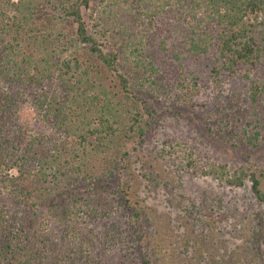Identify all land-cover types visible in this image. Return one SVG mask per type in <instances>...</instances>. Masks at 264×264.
Returning <instances> with one entry per match:
<instances>
[{
    "label": "trees",
    "instance_id": "obj_1",
    "mask_svg": "<svg viewBox=\"0 0 264 264\" xmlns=\"http://www.w3.org/2000/svg\"><path fill=\"white\" fill-rule=\"evenodd\" d=\"M121 1L118 4H144L142 12L150 23L158 13L167 11L165 16L174 19L182 38L179 43H171L177 51L174 57L180 60L199 56L210 52L211 47L217 52L215 77L223 70L234 73L239 65L250 69L264 62V0ZM110 6L109 0H0V45L5 41V46H0V78L39 87L30 105L53 131L48 135L32 134L17 126L9 138L6 129L12 121L7 117H12L18 104L14 91L0 86V131L5 130L0 134V182L14 199L11 209L5 202L0 205V264H78L80 250L68 247V243L60 254L52 252L53 241L42 232L40 222L31 219L33 215L48 211L72 222L79 210L87 209L93 217L106 216L109 213L104 210L108 205L104 194L117 175L126 183L119 186L117 182L113 190L124 192L125 206H133L131 214L138 220L142 207L138 205L145 200L141 193L143 181L150 182L144 188H149L151 182L159 185L161 173L157 166L137 165L126 144L143 139L148 131L142 91L148 93L144 89L147 83L161 87V80L146 73L157 72L152 61L147 60L146 70H141L144 62L130 60L131 55L124 52L126 42L120 43L119 29L104 26L107 20L100 23L103 15H111ZM83 9L88 10L95 28L92 33L87 29ZM114 16L112 22L116 23ZM66 26L74 37L65 33ZM166 37L161 39L163 48ZM77 42L83 46V57L71 49ZM47 82L59 91L47 90ZM263 93L264 84L251 80L249 98L260 104L257 99ZM146 96L153 98L151 93ZM257 112L262 114L261 120L256 119L259 127L252 133L244 131L245 142L252 148L260 146L264 133V113ZM212 174L224 179L229 193L243 187L248 178L250 199L264 206V164H255L250 171L241 168L232 175L216 166L201 169L203 176ZM230 198L226 204L232 209L235 205ZM20 214L28 227L18 221ZM225 223L223 231H210L215 240L202 237L213 249L207 253L208 258L215 257L213 264H253L254 257L261 253L255 242H263L260 227L248 233L236 222ZM209 227H215V223ZM205 251L201 250L198 258L209 264ZM139 264L154 263L146 258Z\"/></svg>",
    "mask_w": 264,
    "mask_h": 264
},
{
    "label": "rangeland",
    "instance_id": "obj_2",
    "mask_svg": "<svg viewBox=\"0 0 264 264\" xmlns=\"http://www.w3.org/2000/svg\"><path fill=\"white\" fill-rule=\"evenodd\" d=\"M109 2L111 15L106 18L107 13L103 15L102 11L104 19L100 23L107 20L108 24L104 26L119 29L120 43L126 42L124 52L131 55L130 60L144 62L141 70H146L147 60L152 61L157 72L149 70L146 73L152 79L161 80V87L147 83L144 89L148 93L142 91L145 99L143 116L148 117L150 123L148 131L143 139L137 138L126 144L132 159L136 157L137 165L157 166L161 173L157 179L159 185L151 182L149 188H144L146 183H150L144 180L143 191L138 188L145 194L144 202L138 205L142 206L138 220L131 214L135 211L133 206H125L124 192L113 190L117 189V182L119 186L126 183L117 175L110 180L104 194L108 202L104 207L109 213L106 216L98 215L96 218L87 209H78L72 222L52 216L48 211L40 216L33 215L31 219L39 221L42 232L50 236L54 243L53 253L60 254L67 243L68 247L79 249L81 258L78 264H139L146 258L154 264H208L198 258L201 250L206 249L204 257L209 259L207 253L213 250L202 237L205 235L211 241L215 240L211 232L217 234L223 231L225 222L233 221L237 227L245 226L248 233L258 231L260 227L259 235L263 242H255L261 253L254 257L253 264H264V206L250 199L248 178H245L243 187L229 193L225 191L222 177L201 175V169L210 166L232 175L239 173L241 168L250 171L255 164H264V133L257 148L245 142L244 134V131L252 133L259 127L256 119L262 118V114L257 111L264 113V93L257 99L260 104L249 98L251 80L258 79L264 84V62L250 66V69L239 65L234 73L223 70L215 77L213 68L217 67V52L211 47L210 52L199 56L180 60L174 57L177 51L171 43H179L182 38L174 19L165 16L167 11L158 13L150 23L142 12L144 4L128 1L118 4L121 0ZM82 14L88 31L92 33L95 28L88 17V10L83 9ZM112 16L116 23L112 22ZM64 30L71 34L68 26ZM164 35H167L165 48L161 46ZM4 42L1 47L5 46ZM76 45L71 49L83 57V46L78 42ZM2 56L0 50V62ZM8 65L6 63L5 67ZM2 85L14 91L18 104L11 114L13 119L7 117L12 121L6 129L9 138L15 134L17 126L32 134L53 132L46 122L39 120L40 116L37 117V112L30 105L32 95L39 92V87H29L18 81L4 82L0 78ZM46 87L47 90L59 91L49 82ZM149 93L153 98L146 96ZM250 120L252 123L248 124ZM3 133L5 130L0 131ZM123 175L127 176V173ZM1 186L0 182V205L5 202L6 208L11 209L14 199ZM100 194L101 191L96 197ZM228 198L235 205L232 209L227 207ZM19 220L29 226L24 223L26 219L22 214ZM213 222L215 227H209ZM213 259H209V264H213Z\"/></svg>",
    "mask_w": 264,
    "mask_h": 264
}]
</instances>
